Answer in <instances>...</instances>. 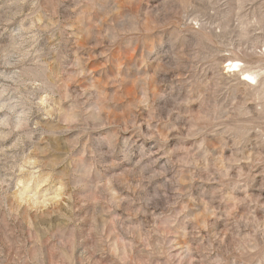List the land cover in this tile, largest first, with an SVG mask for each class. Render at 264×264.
I'll list each match as a JSON object with an SVG mask.
<instances>
[{
	"label": "rangeland",
	"instance_id": "374dc122",
	"mask_svg": "<svg viewBox=\"0 0 264 264\" xmlns=\"http://www.w3.org/2000/svg\"><path fill=\"white\" fill-rule=\"evenodd\" d=\"M0 264H264V0H0Z\"/></svg>",
	"mask_w": 264,
	"mask_h": 264
},
{
	"label": "bare ground",
	"instance_id": "6f19581e",
	"mask_svg": "<svg viewBox=\"0 0 264 264\" xmlns=\"http://www.w3.org/2000/svg\"><path fill=\"white\" fill-rule=\"evenodd\" d=\"M228 63H229L228 64V68L230 70L241 72L240 64H239L238 61H230ZM240 76H241V78H242V80L244 82L252 83L253 81H255V75H253L250 72H247V71L244 72V71H242Z\"/></svg>",
	"mask_w": 264,
	"mask_h": 264
}]
</instances>
